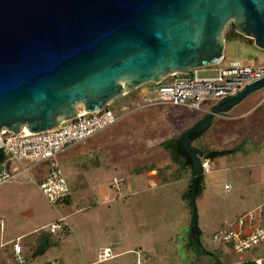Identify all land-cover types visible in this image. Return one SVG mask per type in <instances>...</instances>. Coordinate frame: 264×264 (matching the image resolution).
<instances>
[{"label": "rangeland", "instance_id": "rangeland-1", "mask_svg": "<svg viewBox=\"0 0 264 264\" xmlns=\"http://www.w3.org/2000/svg\"><path fill=\"white\" fill-rule=\"evenodd\" d=\"M223 56L220 66L231 61L264 66V51L244 41H225ZM146 88L147 84L118 97L108 108L121 115V107L129 106L135 95L145 94ZM203 114L171 105L141 109L85 144L64 150L58 162L75 187L68 205L52 206L25 174L21 182L1 184L0 264H17L7 244L28 232L20 243L26 258L32 255L40 242L35 245L30 240L48 233L47 225L61 216L67 217L69 227L52 235V246L25 264H45L53 258L62 264H98L96 250L106 246L115 256L101 264H135L137 251L142 264H244L262 257L264 243L236 255L230 245L212 236L264 202V88L216 116L211 127L191 143L201 153L230 152L208 159L209 170L203 171L196 197L199 243L187 247L192 211L181 195L191 173L172 163L160 143L180 136ZM128 152L139 153L138 158H130ZM150 166L156 176H150ZM43 171L39 165L29 175L39 181ZM113 179L125 184L116 189L109 183ZM225 184L229 191L224 190ZM82 207L89 210L77 212Z\"/></svg>", "mask_w": 264, "mask_h": 264}, {"label": "water", "instance_id": "water-1", "mask_svg": "<svg viewBox=\"0 0 264 264\" xmlns=\"http://www.w3.org/2000/svg\"><path fill=\"white\" fill-rule=\"evenodd\" d=\"M228 23L264 51V0H0V129L49 130L78 108L99 111L148 83L215 66ZM262 88L264 78L247 85L178 139L192 161L191 234L208 159L190 136Z\"/></svg>", "mask_w": 264, "mask_h": 264}, {"label": "built area", "instance_id": "built-area-1", "mask_svg": "<svg viewBox=\"0 0 264 264\" xmlns=\"http://www.w3.org/2000/svg\"><path fill=\"white\" fill-rule=\"evenodd\" d=\"M220 63L194 69L189 74L170 75L159 83H148L145 94L140 97L135 95L129 106L121 107V115L115 114L108 106L95 112L78 108L73 118L42 132L31 133L23 129L19 133H12L5 128L0 129V150L4 158L0 163V185L21 182L20 177L25 174L28 176L27 182L36 185L52 206L64 204L71 195L58 162V156L64 150L86 141L127 114L141 109L171 105L206 114L221 101L238 95L247 85L264 78V66H250L239 61H231L225 66H220ZM201 73L213 75L201 76ZM208 162L202 161L204 172L209 170ZM10 165L15 169H10ZM39 165L43 166L44 171L37 181L29 173ZM120 183L121 179H113L110 186L117 188ZM224 190L229 191V185L225 184ZM3 224V220H0V228ZM68 226L66 218L61 217L47 227L50 233H56ZM212 239L230 245L236 255L264 243V202L219 229ZM10 245L15 262L25 264L26 258L19 241H11ZM139 254L137 251L135 264H142ZM113 257L111 249L106 247L98 252L96 262L101 264ZM249 263L264 264V255ZM47 264L62 263L58 258H53Z\"/></svg>", "mask_w": 264, "mask_h": 264}, {"label": "trees", "instance_id": "trees-1", "mask_svg": "<svg viewBox=\"0 0 264 264\" xmlns=\"http://www.w3.org/2000/svg\"><path fill=\"white\" fill-rule=\"evenodd\" d=\"M231 29L224 34V39L226 42H231V41H244L246 46H253V41L251 39H248L246 37H244L241 34H238L235 29L234 26L231 23ZM224 59V57H223ZM205 114H203L202 117H204ZM201 117V118H202ZM180 136L177 137H172L166 141H164L161 145L163 146V149H165L169 156H170V160L172 163L179 165L181 168L183 169H188L191 173L192 171V161L189 157V155L180 147L179 143H178V139ZM200 137V135H192L190 136V141L191 143L198 139ZM201 152V151H200ZM230 151H210L208 150L206 153L202 152L203 155L206 156L207 159L209 160H214L217 159L219 157H223L225 156L227 153H229ZM4 160L3 157L0 158V163H2ZM149 171H152V168L150 167ZM192 175L190 174V180L188 182V187L187 189L182 193L181 195V199L182 201L188 203V205L190 206V181H191ZM201 181L202 179L200 178L197 182V190H196V197L200 195L201 193ZM191 209V207H190ZM192 225V222H191ZM199 236H200V230L198 229V227L194 230L193 234H189V241L187 243V247L192 246L194 243L198 242L199 243ZM39 245L36 248V250L32 253V255H30L29 257L34 258L36 255H42L44 254L53 244L52 242V235L48 234V233H44L39 235ZM203 253H206V251H203ZM207 254L211 255L212 253H208ZM29 257L27 259H29ZM244 264H251V263H244Z\"/></svg>", "mask_w": 264, "mask_h": 264}, {"label": "crops", "instance_id": "crops-1", "mask_svg": "<svg viewBox=\"0 0 264 264\" xmlns=\"http://www.w3.org/2000/svg\"><path fill=\"white\" fill-rule=\"evenodd\" d=\"M220 118H224L223 116H221ZM241 127H242V125H241ZM91 138V137H90ZM88 140V139H87ZM84 142H87V141H84ZM84 142H82L80 145H82V144H85ZM162 143V142H161ZM161 143H160V145H161ZM79 146V145H78ZM76 147V146H75ZM71 148V147H70ZM139 150H140V148H138ZM75 150L76 149H74V150H71L72 151V153H71V151H70V153L71 154H74V152H75ZM199 150V149H198ZM139 155V153H135V152H128V154H127V156H129L130 158H132V159H135V157H137V155ZM61 155V154H60ZM138 158V157H137ZM154 166V165H153ZM151 167V166H150ZM155 167V166H154ZM9 168L10 169H15V166H13V165H10L9 166ZM150 172V176L152 177L153 176V173H154V176H156V173H155V170L152 168V171H149ZM155 179H156V177H154ZM122 180V179H121ZM66 181H67V183H68V186H69V188H70V191H71V195L69 196V198L66 200V202L64 203V204H66V205H68V204H70V202H71V197H72V190L75 188L74 187V185L73 184H69V181H68V179H66ZM111 182V181H110ZM109 182V183H110ZM121 184H125V181H123L122 180V183H120L119 184V186L121 185ZM118 186V187H119ZM117 189V188H116ZM78 203V202H77ZM77 205V204H76ZM89 210V208H86V207H82V208H80V209H78L77 210V212H79V211H88ZM61 217H65L66 218V220H67V217L66 216H61ZM60 217V218H61ZM59 218V219H60ZM56 222V221H55ZM68 222V221H67ZM51 223H53V222H50L49 224H51ZM48 224V225H49ZM47 225V226H48ZM69 227V226H68ZM62 230H64V228L62 229ZM62 230H60V231H62ZM60 231H58V232H60ZM58 232H56V233H50L49 231H48V234H51V235H56ZM30 232H28V233H24V234H22V235H20L16 240H18L19 241V243H20V241L22 240V239H25L26 237H29L28 236V234H29ZM16 240H14V241H16ZM32 241H34V244L36 245V242H39V236L38 237H36L35 239L34 238H32V240H30V242H31V244H32ZM11 242V241H10ZM10 242L7 244V245H10ZM29 242V243H30ZM114 243V242H113ZM21 244V243H20ZM21 246H22V244H21ZM106 247H108V248H110L111 249V247H109V246H106ZM106 247H104V248H106ZM115 247V245H113V248ZM23 249V248H22ZM101 249H103V248H101V247H99L97 250H96V253L98 254V252L101 250ZM139 249H142L141 247H139ZM10 250H11V246H10ZM112 251V250H111ZM140 252V251H139ZM11 255H12V251H11ZM25 255V254H24ZM114 255V254H113ZM115 256V255H114ZM12 257H13V255H12ZM97 257V256H96ZM25 258H26V256H25ZM26 260H27V258H26ZM49 262V260L45 263V264H47ZM95 263H97L96 261H95ZM246 263V262H245ZM248 263V262H247Z\"/></svg>", "mask_w": 264, "mask_h": 264}, {"label": "bare ground", "instance_id": "bare-ground-1", "mask_svg": "<svg viewBox=\"0 0 264 264\" xmlns=\"http://www.w3.org/2000/svg\"><path fill=\"white\" fill-rule=\"evenodd\" d=\"M24 130H25V129H24ZM25 132H28V131L25 130Z\"/></svg>", "mask_w": 264, "mask_h": 264}]
</instances>
